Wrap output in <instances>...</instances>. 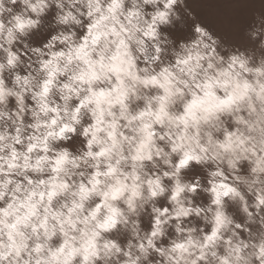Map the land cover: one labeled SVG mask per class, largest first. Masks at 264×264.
<instances>
[{
  "label": "clouds",
  "instance_id": "9594fccd",
  "mask_svg": "<svg viewBox=\"0 0 264 264\" xmlns=\"http://www.w3.org/2000/svg\"><path fill=\"white\" fill-rule=\"evenodd\" d=\"M0 264H264V0H0Z\"/></svg>",
  "mask_w": 264,
  "mask_h": 264
}]
</instances>
